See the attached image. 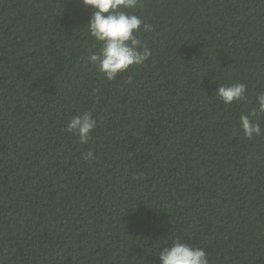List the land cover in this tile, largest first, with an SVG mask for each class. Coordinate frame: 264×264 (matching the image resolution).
I'll return each mask as SVG.
<instances>
[{
	"label": "trees",
	"instance_id": "1",
	"mask_svg": "<svg viewBox=\"0 0 264 264\" xmlns=\"http://www.w3.org/2000/svg\"><path fill=\"white\" fill-rule=\"evenodd\" d=\"M129 11L151 56L108 81L79 0H0V264H159L177 238L264 264V135L239 127L264 91V0ZM232 82L246 98L224 105ZM84 112L81 144L64 129Z\"/></svg>",
	"mask_w": 264,
	"mask_h": 264
},
{
	"label": "clouds",
	"instance_id": "2",
	"mask_svg": "<svg viewBox=\"0 0 264 264\" xmlns=\"http://www.w3.org/2000/svg\"><path fill=\"white\" fill-rule=\"evenodd\" d=\"M85 8L92 11L87 22V31L101 47L98 54L89 57L97 65L98 71L111 81L131 66L143 65L151 56L150 49L140 39V33L151 32L152 26L144 23L134 11L140 0H79ZM143 25V27H141ZM217 99L224 105L240 103L245 100L246 85L241 82L223 84L215 92ZM256 107L251 113L239 116V127L243 136L253 139L264 135L260 123L251 117L264 114V91L255 97ZM97 121L89 112L74 116L67 123L65 132L78 137L81 144L87 143ZM93 156L91 151L86 159ZM159 264H209L207 253L187 242L175 239L170 246L157 252Z\"/></svg>",
	"mask_w": 264,
	"mask_h": 264
}]
</instances>
